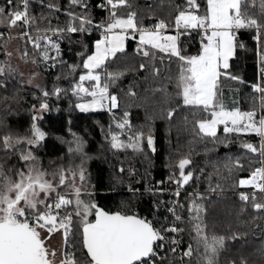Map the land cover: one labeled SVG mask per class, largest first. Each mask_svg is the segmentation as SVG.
I'll list each match as a JSON object with an SVG mask.
<instances>
[{
  "label": "snow or ice",
  "instance_id": "snow-or-ice-1",
  "mask_svg": "<svg viewBox=\"0 0 264 264\" xmlns=\"http://www.w3.org/2000/svg\"><path fill=\"white\" fill-rule=\"evenodd\" d=\"M30 3L31 0H6L5 5L0 6V26L23 29L16 38L24 43V48L18 51L25 63L51 62L50 66L56 67L57 63H64L60 59L59 41L67 34L89 32L93 27L100 31L95 51L86 56L81 65H69L70 73L78 67L86 70L71 86L72 95L78 100L91 98L76 103L75 107L80 112L107 110L111 113L119 107V99L110 93V87L128 71L146 72L145 79L175 80V96L180 102L178 107L193 110V127L198 129L196 135L201 139L212 138L214 143L227 147L231 142L229 134L232 133L258 137V143L244 141L240 147L246 153L258 156L256 163L260 166L251 170L247 178L235 180L233 187L253 190L238 193L242 202L241 212L250 205L256 214L252 219H264V202L257 197V193L264 196V84L251 85L252 91L258 95L250 97L253 106L244 111L226 105L220 84L222 76L244 83L240 77L227 71L236 48L243 47L237 42V33L242 29L255 31L254 39L260 47V76L264 79V0H181L180 3L175 0H146L143 6L135 4L134 0H102L98 7L108 13L102 23L94 24L87 12L66 11L68 22L64 27L53 25L48 17H42L48 23L44 27L39 26L38 18L30 11ZM40 3L43 4V0ZM68 4L89 8L86 0H68ZM46 7L50 12L61 11L53 3ZM120 9L127 11L122 13ZM165 9L168 10L166 17L157 15V11ZM145 19L154 22L146 25ZM193 33L199 36L200 48L197 54L186 55L181 38L191 37ZM0 38H3L2 32ZM129 40L136 42L135 56L140 57L138 65L109 71L108 64L117 58V54H126ZM29 46L33 50L31 53ZM6 55L11 56L12 53L7 52ZM173 58L178 62L174 78L170 75ZM14 72L10 64H0V77ZM36 75L31 74L33 79ZM6 86V81L0 80V88ZM41 91L47 98L50 95L59 97L67 90L54 87L51 93ZM152 91L154 94L170 95L165 83ZM128 95L135 96L136 93L129 90ZM47 108L46 101H41L38 109L33 106L28 134L20 135L10 130L0 133V153H3L0 160L6 161L18 154L22 164V167L13 165L6 170L0 163V264H157V261L165 260L168 264H176L173 254L178 253L181 244L178 237L188 231L178 226L181 223L190 225L195 247L189 243L179 259L188 258V264H192L195 254V264H221V255L228 251L226 240L242 238L240 233H233L230 237L209 234L206 209L198 203L205 197L198 192L188 196L187 221L181 214L185 205L177 199L167 208L172 220L168 222L165 217L166 223L159 228L152 219L138 214L109 213L101 209L91 199L93 194L84 167L86 157L82 140L77 138L75 148L69 147L70 153L81 156L80 164L75 167L58 165L49 170L42 167L40 158L34 153V149L40 147L46 138V133L36 121L41 118L38 113ZM200 113L204 115L201 117ZM174 114L175 109L170 110L168 118L171 119ZM128 116L125 111L123 118L115 122L119 132L109 129L110 147L117 151L128 148L143 151L141 141L146 139L148 148L155 151L151 134L145 137L143 132H139L129 136L127 143L120 139L131 127ZM220 126H223L224 139L217 135ZM6 127L0 120V128ZM191 151L178 160V175L169 177L177 185L173 193L177 198L184 186L194 179L193 171H185L192 164ZM242 159L239 156L228 158L224 168L229 175L244 169ZM252 162L249 159V164ZM13 167L15 172L10 174ZM120 171L123 172V169ZM219 171L217 167L216 172ZM208 179L211 180V175ZM221 187L220 183L214 187L210 184L209 191L215 193ZM54 233H60L63 239L59 256L55 249L47 245V240ZM167 233L175 235L169 237ZM258 251L264 254V248ZM238 259L239 264H250L244 255H239ZM226 264H237V260L229 258Z\"/></svg>",
  "mask_w": 264,
  "mask_h": 264
},
{
  "label": "trees",
  "instance_id": "trees-1",
  "mask_svg": "<svg viewBox=\"0 0 264 264\" xmlns=\"http://www.w3.org/2000/svg\"><path fill=\"white\" fill-rule=\"evenodd\" d=\"M88 9L71 7L68 0H31L30 11L36 16L37 24L44 27L48 21L42 17L51 19L53 25L64 27L68 22L66 11L90 14L94 24L102 23L108 16L105 9L98 7L102 0H86ZM137 5H145L146 0H134ZM180 3L181 0H175ZM6 0H0V6L5 5ZM53 3L61 8L60 12H50L47 4ZM127 9H120L126 12ZM167 9L157 11L161 18L167 16ZM175 13H173V16ZM154 21L145 19L146 25ZM22 28H7L0 26L2 33H20ZM254 30H242L234 57L230 60V67L227 70L232 75L240 77L244 83L221 77V91L226 105L229 108L239 107L242 111L249 110L253 106L252 96L258 94L252 91L251 85L256 83L264 84V79L260 76L259 51L257 41L254 39ZM55 39V37H54ZM100 39V31L95 27L89 32L67 34L61 39V56L63 64L57 63L56 67L49 64H35L41 73L42 82L37 85H29L28 79L18 66L8 59L6 46L11 41H18L19 50L24 48V43L20 39L0 38V64L8 63L15 72L6 77L7 86L0 88V120L4 121L6 128H0V133L12 131L13 133L25 135L29 133L32 124L33 106L39 108L41 101H46L48 108L40 111L41 117L36 121L42 131L46 133L45 140L41 146L34 149V153L40 158L42 167L51 170L58 165L75 167L81 162L80 155L70 153L69 147L75 148L77 138L83 141V153L88 169L91 170V184L93 195L91 199L102 209L109 213L117 211L138 214L141 217L152 219L157 228L162 223L171 221V214H166L167 208L176 198L170 196L175 192L177 185L169 177L178 175L176 164L178 160L189 153L191 149L192 164L186 168L193 171L194 179L189 185H185L181 190L180 201L185 205V210L181 213L187 221V205L190 202V193L198 192L204 195L202 203L206 209L205 221L209 225V234L230 237L233 233L243 234L239 240H226L228 251L221 255V264H226V260L236 259L239 264V255H244L250 264H264V254L259 249L264 248V219L253 220L256 215L251 206L241 212L242 202L238 193L242 188H234L233 183L239 178H247L251 170L259 167V157L240 147L244 141L258 143L259 138L255 135L229 134L230 143L227 147L220 143H214L212 138L196 135L198 129H194L193 110L179 106L180 102L175 96V80L160 81L145 79L146 72L128 71L118 79L111 87L114 95L119 99V107L114 111L103 110L95 112H80L75 107L76 103L90 99L78 100L72 95L71 86L74 80L86 70L78 67L74 73H70L69 65H81L86 56L91 55L95 49L96 40ZM181 43L185 48L184 54H197L200 48L199 36L193 33L191 37H182ZM136 42H127L126 54H117V58L108 64L109 71H118L125 68L137 66L140 57L135 56ZM29 52L33 50L29 46ZM83 53V55H80ZM21 54V52H20ZM177 61L173 58L170 75L176 76ZM60 79H57V77ZM161 83L167 85L170 95L165 96L160 92L153 93L152 89L159 87ZM54 87L66 89L59 97L50 95L45 98L43 90L50 93ZM129 90L136 93L135 96L128 95ZM175 109V114L171 119L168 112ZM129 113L130 129H126L121 135V140L128 142L129 136H135L143 132L145 137L151 134L154 139L155 151L148 148L146 139L141 141L143 151H133L131 148L124 150H114L110 147L109 129L112 132H119L115 128V122L123 118V113ZM201 117L203 113L199 114ZM187 118V119H185ZM221 139L225 138L222 132L217 134ZM23 147V146H22ZM184 148V153L180 152ZM3 153H0V157ZM243 157L241 162L244 169L229 175L224 164L229 157ZM249 159L253 162L249 164ZM5 169L15 165L22 167L18 154L9 159L0 160ZM77 164V165H76ZM12 168V173L15 172ZM219 168V173L216 168ZM123 169V172L120 170ZM202 170V171H201ZM130 173H134L131 174ZM211 175V180L208 177ZM198 177V179H197ZM221 184V189L213 193L209 191V185L213 187ZM160 186H157L159 185ZM131 189V190H130ZM149 189L153 190L149 192ZM167 193V194H166ZM169 193V195H168ZM260 202L262 196L257 195ZM165 209L163 208V205ZM160 205L159 208L156 206ZM90 219H94L91 217ZM188 229L181 234L185 249L189 243L194 242L190 236V225L182 224ZM170 237V233L166 234ZM167 251V249H166ZM188 264V258H185ZM157 264H168V261H157ZM192 264H195V254Z\"/></svg>",
  "mask_w": 264,
  "mask_h": 264
},
{
  "label": "rangeland",
  "instance_id": "rangeland-1",
  "mask_svg": "<svg viewBox=\"0 0 264 264\" xmlns=\"http://www.w3.org/2000/svg\"><path fill=\"white\" fill-rule=\"evenodd\" d=\"M10 33V32H9ZM12 34V36H11V38H14V39H17L16 37H17V32H15V33H11ZM14 36H16V37H14ZM5 50H6V53L7 52H11L12 53V55L11 56H8V59H10L11 61H13L17 66H18V68L24 73V75L27 77V79H28V81H31L30 83L28 82V84L29 85H39L41 82H42V76H41V73L38 71V69H37V67H36V65L35 64H32L31 62H27V63H25L21 58H20V51H18L19 50V43H18V41H16V40H14V41H11L7 46H6V48H5ZM32 73H37V75L35 76V78L33 79L32 78V76H31V74ZM109 91H110V93L111 94H113L112 93V91H111V89H109ZM91 99V98H90ZM90 99H88V100H90ZM87 100V101H88ZM84 102H86V101H84ZM115 109H113L112 111H114ZM103 111H107V110H103ZM107 112H109V111H107ZM127 119L129 120V116L127 117ZM130 121V120H129ZM220 132H222L223 133V126H220L219 128H218V131H217V134L218 133H220ZM224 134V133H223ZM121 137V136H120ZM121 139V138H120ZM84 149V148H83ZM180 152L181 153H184V148H180ZM77 155H79V154H77ZM78 159H81V156H80V158L78 157ZM80 163H78V165H79ZM77 165V164H76ZM84 167H85V169H86V175L88 176V184H89V186H90V191L92 190V184H91V176H92V172H91V170L90 169H88V167H87V164H86V162H84ZM157 186H160V184L159 185H157ZM246 189H249V188H246ZM153 191V190H152ZM92 192V191H91ZM150 192V191H149ZM92 194H93V192H92ZM182 196H180L179 198H177L176 197V199H179V202L181 203V201H180V198H181ZM85 199H88L89 197H84ZM166 214H168V211L166 212ZM91 217H89V219H90ZM170 235H171V233H170ZM62 236H61V234L60 233H58V235L55 237V238H53V236H52V238H50L49 240H47V245L50 247V248H52V249H55L56 251H57V256H59L60 255V250H61V247H62V238H61ZM171 237V236H170Z\"/></svg>",
  "mask_w": 264,
  "mask_h": 264
},
{
  "label": "built area",
  "instance_id": "built-area-1",
  "mask_svg": "<svg viewBox=\"0 0 264 264\" xmlns=\"http://www.w3.org/2000/svg\"><path fill=\"white\" fill-rule=\"evenodd\" d=\"M243 30V29H242ZM242 30H240L238 33H237V38H239V36H240V33H241V31ZM169 34H174V33H172V32H169ZM12 36V34H10V33H3V38H10ZM14 37H16V36H14ZM252 192L253 190L251 189V188H249V189H246V188H242V190L240 191V192ZM173 193L174 192H171L170 193V196H174L173 195ZM167 194V193H166ZM168 195H169V193H168ZM257 195H260V196H262L260 193H257ZM175 197V196H174ZM176 198V197H175ZM175 200H177V199H175ZM262 201L264 202V196H262ZM162 205H163V208L165 209V206H164V204L162 203ZM170 214V213H169ZM172 220V219H171ZM182 224L183 223H181V224H179L178 226L179 227H182ZM182 234V233H181ZM181 234H180V236L178 237L179 239H181V244H180V246H179V250H178V253H176V254H173V256L175 257V259H176V264H186V261H185V258H184V260L183 261H181L180 259H179V256L182 254V252H183V250H185V245H184V241H183V237L181 236ZM175 234H173V233H171V235L170 236H174ZM159 243V242H158Z\"/></svg>",
  "mask_w": 264,
  "mask_h": 264
},
{
  "label": "crops",
  "instance_id": "crops-1",
  "mask_svg": "<svg viewBox=\"0 0 264 264\" xmlns=\"http://www.w3.org/2000/svg\"><path fill=\"white\" fill-rule=\"evenodd\" d=\"M94 51H95V49H94ZM233 57H234V56H233ZM233 57H232V58H233ZM232 58H231V59H232ZM231 59H230V60H231ZM229 63H230V61H229ZM55 234H57V233L52 234L53 238H55V237L57 236V235H55ZM52 236H51V238H52ZM48 240H49V239H48Z\"/></svg>",
  "mask_w": 264,
  "mask_h": 264
},
{
  "label": "flooded vegetation",
  "instance_id": "flooded-vegetation-1",
  "mask_svg": "<svg viewBox=\"0 0 264 264\" xmlns=\"http://www.w3.org/2000/svg\"><path fill=\"white\" fill-rule=\"evenodd\" d=\"M55 235H58V233L57 234H55ZM62 238V237H61ZM62 244H63V239H62Z\"/></svg>",
  "mask_w": 264,
  "mask_h": 264
},
{
  "label": "water",
  "instance_id": "water-1",
  "mask_svg": "<svg viewBox=\"0 0 264 264\" xmlns=\"http://www.w3.org/2000/svg\"><path fill=\"white\" fill-rule=\"evenodd\" d=\"M102 209V208H101ZM104 210V209H103Z\"/></svg>",
  "mask_w": 264,
  "mask_h": 264
}]
</instances>
